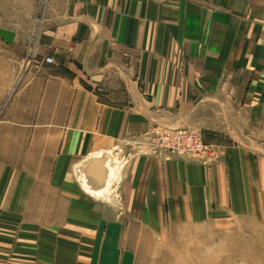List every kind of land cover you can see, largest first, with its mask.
I'll return each instance as SVG.
<instances>
[{
	"label": "crops",
	"instance_id": "1",
	"mask_svg": "<svg viewBox=\"0 0 264 264\" xmlns=\"http://www.w3.org/2000/svg\"><path fill=\"white\" fill-rule=\"evenodd\" d=\"M39 3L0 0V62L23 69ZM44 13L40 56L24 70L4 115L23 135L22 150L25 134L43 136L35 152L36 162L43 163L11 156L38 168V182L25 177L20 193L0 195V261H129L121 248L133 243L118 233L121 224L101 225L97 230L104 234L93 235L88 215L94 214L93 194L102 190L101 164L79 173L89 185L77 174L89 157L105 153L112 162L123 143L132 144L124 145L131 157L124 162H133L120 189L123 214L157 216L163 224L222 215L229 203L220 166L203 162H264V0H49ZM46 55L55 63H45ZM10 76L1 80L0 103L14 85ZM156 124L221 134L230 141L218 159L163 160L137 144ZM49 162H56L52 175H41ZM75 165L84 189L92 187L93 202L80 197L69 171ZM114 181L109 177L104 195ZM50 188L56 196L45 194ZM77 214L87 215L91 227L80 239L77 226L68 222L78 221ZM25 220L37 223L28 238ZM50 220L57 221L56 237L46 233Z\"/></svg>",
	"mask_w": 264,
	"mask_h": 264
},
{
	"label": "rangeland",
	"instance_id": "2",
	"mask_svg": "<svg viewBox=\"0 0 264 264\" xmlns=\"http://www.w3.org/2000/svg\"><path fill=\"white\" fill-rule=\"evenodd\" d=\"M48 3L49 0H41L39 3L34 18V26L27 44L23 69L20 71V68L18 69L15 64L13 66L11 63L8 65L5 62H0V83L8 74L13 77L11 81L14 82L9 94L0 103V195L6 192L11 194L20 193L25 183V177L28 178L29 182H38V179H36L38 168L26 167L23 165L25 162H13L11 156L15 155L19 160H21V156H25V160L28 158V162L43 163L36 162L39 157L35 153L37 152V143L41 138L43 139V136L37 133L25 134V151L22 150L23 135L15 130V127L18 126L7 121L4 115L7 102L11 100V97L20 86L24 70L36 63L40 56V33L45 24L44 11ZM47 56L51 55H46L43 58L45 63H55L53 56H51L53 62H47ZM158 127L166 130L197 132L202 136L208 148L206 152L198 156L172 152L166 154L154 149L155 152L153 146L150 145L149 137L151 132ZM255 138L260 139V136L256 135ZM137 141V144L141 143L142 146H146L148 154L156 158L163 160L179 158L203 162L209 158L218 159L224 151L226 142H229L230 139L221 134L210 133L205 135L203 132L196 130L170 128L156 124L149 130L144 131ZM124 145L132 147V144L123 143L113 151L117 157L112 155V160H115V162H112V172L115 175H112L114 178L111 177V183L113 180L115 181L111 186V190L104 197L93 199L95 201L94 214L88 215L90 219L92 218L93 224L96 225H93L94 237H101L104 234V231L97 230L101 228V225L104 229H111L119 223L123 230L118 233L124 235V238L132 240V246L121 248L125 251V253L121 252V255H128L129 261L124 262V259H121L118 264H264V162H203V164L208 163L209 166H220V176L224 179V188L226 189H224V193L226 194L227 191L229 203L228 206L226 204V211L222 215L214 216L211 220L204 218L201 221L190 220L177 224L170 223L168 220L167 223L163 224L156 220L157 216H144L135 219L134 215L123 214L122 212L125 199L120 189L123 188L125 181L129 179L128 173L133 164V162H124L125 157L131 158L130 149L127 150ZM254 153L261 154L258 151ZM49 164L50 167H46L41 175L48 177L52 175L56 162H49ZM76 165L71 166L69 171L73 169V176L77 180V186L82 195L80 197H83L82 200L85 201L86 197L89 196L88 202H93L90 198L92 195L84 189L76 175ZM48 177L46 178L47 181L49 180ZM46 184L53 187L48 182ZM30 185L37 186L38 184L30 183ZM64 185L70 188V184ZM49 191L50 193H45L47 196L53 194L51 188ZM53 195L56 196V194ZM58 195L66 196L67 194L58 190ZM49 200L45 199V201ZM58 203L60 202L58 201ZM77 206L78 208L84 206L80 198L77 200ZM86 216L85 214H77L78 221H68L70 224L77 226L78 231L74 233L77 234L78 239L82 237V234H85L86 229L91 228L90 224H86ZM48 223L46 233L50 234V237H56L53 236V233H56L53 228L58 225L57 221L50 220ZM36 227L37 223H34V221L25 220V235L27 238L29 234H33L32 231ZM82 251L83 248L79 247L80 254ZM0 263L9 264L10 262L0 261ZM21 264H25V261H21Z\"/></svg>",
	"mask_w": 264,
	"mask_h": 264
},
{
	"label": "built area",
	"instance_id": "3",
	"mask_svg": "<svg viewBox=\"0 0 264 264\" xmlns=\"http://www.w3.org/2000/svg\"><path fill=\"white\" fill-rule=\"evenodd\" d=\"M46 61L53 62V58L47 56ZM149 138L153 150L156 149L160 153L172 152L198 156L208 148L199 133L188 130H166L158 127L151 132Z\"/></svg>",
	"mask_w": 264,
	"mask_h": 264
},
{
	"label": "bare ground",
	"instance_id": "4",
	"mask_svg": "<svg viewBox=\"0 0 264 264\" xmlns=\"http://www.w3.org/2000/svg\"><path fill=\"white\" fill-rule=\"evenodd\" d=\"M84 165H83V167L84 168H81L80 167V165H79V167H78V171H77V174H78V177H79V179L81 180V182L83 181V184H85L86 185V183L88 184V182L84 179H82V174H79L80 172L82 173V172H89L93 167H95L98 163L99 164H101V170H102V179H101V181H102V190L100 191V193H99V190H98V192L96 193V194H93L95 197H97V198H102V197H104L105 195H104V191H105V189H106V187H107V185H108V182H109V177H110V179H111V177H113L114 175H115V173H114V175H113V172H112V167H113V164H112V162H115V160L113 161L112 160V162H111V159H110V157H109V155L108 154H105V153H103V154H100V155H97V156H92V157H89V158H87V159H85L84 161ZM98 171V170H97ZM116 171V170H115ZM109 174H110V176H109ZM98 175V174H97ZM113 175V176H112ZM114 178V177H113ZM88 181H90V180H88ZM97 181H99V180H97ZM98 183L96 182V185H97ZM89 185V184H88ZM96 185H94V186H96ZM100 185V184H99ZM90 186H91V184H90ZM85 188H86V186H84ZM98 187V186H97ZM87 189V188H86ZM89 189V188H88ZM92 190V187H91V189H90V191ZM90 191H89V193H90Z\"/></svg>",
	"mask_w": 264,
	"mask_h": 264
}]
</instances>
